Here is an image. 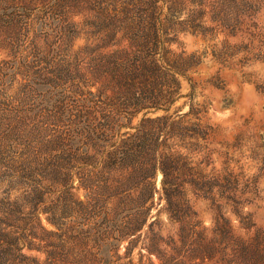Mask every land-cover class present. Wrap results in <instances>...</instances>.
Returning a JSON list of instances; mask_svg holds the SVG:
<instances>
[{
  "label": "rangeland",
  "instance_id": "374dc122",
  "mask_svg": "<svg viewBox=\"0 0 264 264\" xmlns=\"http://www.w3.org/2000/svg\"><path fill=\"white\" fill-rule=\"evenodd\" d=\"M135 18L147 47L97 33ZM134 54L187 69L167 112L119 132L171 117L168 205L90 195L102 165L65 156L88 106L129 98L112 62ZM0 264H264V0H0Z\"/></svg>",
  "mask_w": 264,
  "mask_h": 264
},
{
  "label": "trees",
  "instance_id": "16d2710c",
  "mask_svg": "<svg viewBox=\"0 0 264 264\" xmlns=\"http://www.w3.org/2000/svg\"><path fill=\"white\" fill-rule=\"evenodd\" d=\"M105 35L110 40H114L118 34L121 38L129 36V39L137 43L143 42L147 47L156 40V29L146 22L145 19H132L131 24H107L97 31ZM141 54L142 52H138ZM144 55V56H143ZM180 56V55H179ZM115 59L113 66L115 75L119 81L125 85L121 88L122 97L127 95L129 98L123 99L121 108H115L112 104L106 102L95 103L88 106L86 115L90 116V122L79 127V131L73 136L71 146L75 147L74 152L68 151L65 155L70 160H76L85 167L91 169L87 177L96 170L98 165H102L97 174H102L101 186H96L97 190L90 195L106 196L105 202L117 195L124 194L122 198H129L133 191H138L137 199L144 204L149 203L153 206V198L157 193L158 200L165 199L167 205L170 196L168 195V183L170 176V162L176 158L177 153H172L165 148V151L158 153L161 146L167 147L166 142L170 137L160 140L156 128L153 125L161 120H169L171 117L162 116L155 119H141L136 127H130L135 130L133 134L127 133L120 135L119 132L124 127H129L131 118L139 113L143 116L149 112L163 110L167 112L170 107L180 98V83L177 76L185 75L187 69L185 66H179L175 61L167 59H155L151 55L132 56L123 62ZM166 64L167 66H163ZM149 78H158V83L152 85L141 82L135 84L138 79L147 80ZM136 85V86H135ZM99 104V106H97ZM97 114H101L98 121ZM190 115V112L180 115L178 121L183 120ZM197 132L191 131L184 137L189 140H195ZM123 136V138H121ZM157 172L161 174V188L159 191L155 188V179ZM117 178H114V175ZM124 179L122 176H125ZM81 179L80 187H84ZM132 180H137L140 185L138 190L131 185Z\"/></svg>",
  "mask_w": 264,
  "mask_h": 264
}]
</instances>
